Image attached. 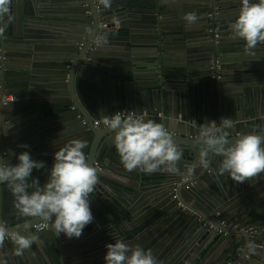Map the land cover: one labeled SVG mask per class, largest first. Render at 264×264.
I'll list each match as a JSON object with an SVG mask.
<instances>
[{
  "label": "water",
  "instance_id": "obj_1",
  "mask_svg": "<svg viewBox=\"0 0 264 264\" xmlns=\"http://www.w3.org/2000/svg\"><path fill=\"white\" fill-rule=\"evenodd\" d=\"M99 4L103 11H98L94 0L10 2L6 30L0 35V53L8 58L0 81H8L6 69L14 61L18 75L11 83L16 100L0 113V155L16 162L6 146L8 115L18 117L28 106L38 110L42 104L33 99L34 91L44 85L57 96L53 109L45 113L59 118L64 127L60 129L68 127L74 139L85 142V154L98 169V182L90 197L94 219L79 238L58 235L52 227L32 229L33 224L47 221L21 216L7 184H0V222L38 236L37 243L20 256L13 255L10 240L4 241L0 258L8 264H106V244L112 242L101 239L95 209L115 216L123 203L126 217L134 220L133 233L124 241L151 250L158 264H264V174L237 183L228 173H220L222 158L204 153L200 140V127L212 120L219 123L222 116L235 123L229 140L264 129V44L235 54L231 64L222 56L226 47L240 51L238 45H245L230 28L240 0H110L108 6L100 0ZM216 7L220 12L212 18ZM188 13L197 14L195 23L186 21ZM216 27L218 39L210 32ZM98 35L101 40L92 50L90 43ZM81 42H85L82 47ZM183 52L203 70L183 71L181 63L171 66L172 57L178 59ZM18 56L32 60L15 59ZM139 56L148 60L149 76L137 87L123 84L121 60ZM214 58L222 65L216 78L210 68ZM122 107L145 110L147 118L172 132L183 150L176 172L147 174L124 167L115 132L92 125L93 119ZM83 119L89 124L83 125ZM44 129L36 124L23 141L15 139L16 148L11 147L18 154L26 150L18 145H30L32 158L46 163L29 178V191L36 178L41 185L48 182L53 154L67 143L58 133L46 135ZM185 177L194 183L189 189V183L182 182ZM202 183L208 187L206 193L201 191ZM224 221L237 226L223 228L226 234L210 229L211 224L222 228Z\"/></svg>",
  "mask_w": 264,
  "mask_h": 264
},
{
  "label": "clouds",
  "instance_id": "obj_2",
  "mask_svg": "<svg viewBox=\"0 0 264 264\" xmlns=\"http://www.w3.org/2000/svg\"><path fill=\"white\" fill-rule=\"evenodd\" d=\"M10 2L0 0V35L6 30L4 18L10 12ZM103 3L108 6L110 0H103ZM240 5L230 28L235 37L244 41L245 50L251 51L258 44H264V0H240ZM185 19L195 23L198 16L188 13ZM102 123L115 132V147L127 170L147 174L177 171L183 150L163 123L147 118L146 113L119 111L106 116ZM234 127L231 118L222 116L219 123L212 120L200 127V140L204 153L212 152L222 158L221 174L228 173L237 183H244L264 174V129H254L229 140V129ZM18 146L26 150L18 154L7 150L15 155V163L0 155V184H7L19 214L50 222L58 235L79 238L94 219L90 197L98 182V169L85 154V142L72 139L57 149L48 182L41 185L36 178L32 191H29V178L34 170L44 169L46 163L32 158L27 150L30 145ZM6 240L13 245V255L20 256L37 243L38 236L10 229L0 222V245ZM106 249V264H158L151 250L140 245L133 247L122 239L106 244ZM0 264H8L7 259L0 258Z\"/></svg>",
  "mask_w": 264,
  "mask_h": 264
},
{
  "label": "crops",
  "instance_id": "obj_3",
  "mask_svg": "<svg viewBox=\"0 0 264 264\" xmlns=\"http://www.w3.org/2000/svg\"><path fill=\"white\" fill-rule=\"evenodd\" d=\"M167 1H176V0H167ZM180 6V2H179ZM183 7V6H181ZM180 7V8H181ZM60 10L64 11L65 8L62 7ZM220 10V9H219ZM239 10V9H238ZM220 12V11H219ZM106 22H109L108 19ZM219 33V32H218ZM239 48H241L240 51H237L238 49H234L233 45L230 47L224 48L222 56H227L228 64L233 62V56L235 54L239 55L243 52H245V45L240 44L238 45ZM180 57L176 59V57H172L171 61V66H176L178 63H181V70L185 71L187 69H193L195 71H200L203 70L204 67H202L200 64L198 65L195 63L193 58H189L185 52L182 53V55H179ZM218 58V57H217ZM18 60H28L31 62L32 58L27 56H18ZM122 64V75L120 76V80L122 81L123 84H126L127 82H132L133 84H136V87L139 86L137 85L140 84L141 82L145 81V79L149 76L147 74V65H148V60L140 57L138 59L134 58H126L121 60ZM16 62L12 65H9L8 69H6L7 72V79L6 84H8V90L11 92L14 90L13 87L11 86V83L16 81L13 77L18 75V72L16 71ZM5 71V70H4ZM231 71V69H229ZM11 78V79H10ZM11 82H10V80ZM13 79V80H12ZM137 79V80H136ZM138 89V88H136ZM29 98L28 94L26 95V99ZM34 100H39L41 107L38 108V110H35L34 107L28 106L25 109V113H21L16 116L17 113H12L9 114L8 116H11V120L8 121V130H7V148L8 150H11V147L17 146V141L15 140L18 137L23 139V135L27 133L28 130L32 129L36 124H40V127L45 128L43 132L48 135V134H59L60 138L64 141H70L75 138V134L73 131H71L68 127L63 129H60V127H63V124L59 121V118L56 119L54 115H50L45 113L46 111H51L53 109L52 101H55L57 99V96L54 94V92L47 86L44 85H39L36 87L34 91ZM147 112V111H143ZM244 116V113H243ZM55 117V118H54ZM54 118V119H53ZM100 118V117H97ZM95 118V119H97ZM246 122L247 119H244ZM96 130L101 131L102 129L107 130L108 128L104 127H96ZM50 136V135H49ZM208 190V187L205 183H202L201 186V191L203 193H206ZM224 195H222V198ZM195 199V198H194ZM120 200H118V203ZM121 204L120 207L118 208L117 214L118 215H106L104 213L101 214L100 211L95 209V212L97 215H99L100 219L97 221V227H98V233L101 235V239L104 237L106 239L109 238V242H115L116 239H122L125 240L129 238V236L132 235L133 233V225L132 222L134 220L132 219V216H127V206ZM143 202H141L140 205H142ZM201 205V204H200ZM114 209H117L116 206H113ZM124 208V209H123ZM127 209V210H126ZM144 213H142L140 216H142Z\"/></svg>",
  "mask_w": 264,
  "mask_h": 264
},
{
  "label": "built area",
  "instance_id": "obj_4",
  "mask_svg": "<svg viewBox=\"0 0 264 264\" xmlns=\"http://www.w3.org/2000/svg\"><path fill=\"white\" fill-rule=\"evenodd\" d=\"M99 1L100 0H94L98 11H103L104 8L101 7V5L99 4ZM218 13H219V8L216 7L215 8V12L211 13L210 16L213 18ZM101 26L103 28H106L107 27V23L102 22L101 23ZM210 32H214L215 33V39H218L219 33H218V28L217 27H216V29H211ZM100 40H101V36L98 35L94 39V41L90 43V49L93 50L95 48L96 44H98V42ZM84 44H85V42H81L80 43V46L82 47V46H84ZM7 59L8 58H7L6 54H5V52L2 51L0 53V70H4V68L6 66ZM211 62H212V65H211L210 68L215 71L214 77L215 78L216 77H219L220 74H221V72H222V65H221L220 61L218 59L214 58V59H212ZM15 100H16V95L13 92H11L10 90H8V87L6 86V83L4 81H0V113H1L3 107L8 106L9 104H11L12 102H14ZM117 111H119V112H121L123 114H127L128 112H135L137 114L146 113L147 114V117L149 116V114L147 112H141V111H138V110H135V109H131V108H128V107H122V108L116 110L115 112H117ZM115 112H113V113H115ZM160 115H161V113H160ZM110 116H107V117H110ZM104 118L105 117L93 119L92 120V125L94 127H104V128H107L102 123V120ZM82 124L83 125H88L89 124V121L86 120V119H83L82 120ZM3 154L6 155L7 153L4 152ZM96 165H98V163H96ZM182 182H188L189 183L188 185H186V188L187 189H189L190 186H192L194 184L192 182V178H190V177L183 178L182 179ZM180 184L181 183H178V185H180ZM177 190L178 189L175 188V191H177ZM175 197H177V195ZM179 204L181 205V203H179ZM206 224H208V223H205V225ZM236 226H237V224L234 225V226L232 224H228L227 225L226 222L224 221V222H222V228H219V227L214 226V225L211 224L210 225V229L213 230V231H215V232H217L218 234H222V233H225L223 228H233V229H235ZM50 227H51L50 222H40V223L33 224V226L31 228L34 229L35 231H41V230H44V229H48ZM244 258L245 259H248L249 258V254H246Z\"/></svg>",
  "mask_w": 264,
  "mask_h": 264
}]
</instances>
